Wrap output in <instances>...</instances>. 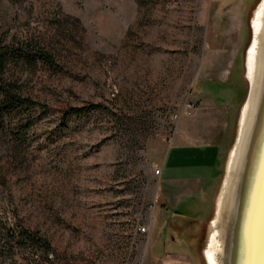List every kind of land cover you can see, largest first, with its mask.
I'll return each mask as SVG.
<instances>
[{
	"label": "rangeland",
	"instance_id": "374dc122",
	"mask_svg": "<svg viewBox=\"0 0 264 264\" xmlns=\"http://www.w3.org/2000/svg\"><path fill=\"white\" fill-rule=\"evenodd\" d=\"M259 1L0 0V42L48 56L41 63L14 51L0 73L33 101L0 119V264H146L149 255L159 256L162 242L190 255L200 245L201 264H208L206 226L225 160L227 170L241 136ZM212 35L213 46L228 51L212 49ZM235 49L228 75L234 85L221 99L234 104L220 133L218 181L201 190V199L177 207L197 214L200 225L178 231L168 218L174 230L158 227L160 190L152 171L170 129L185 115L173 121L171 113L187 98L200 106V81L210 69L204 63L218 59L226 72ZM87 104V112L61 116L68 106ZM150 218L154 235L146 246L133 231ZM6 225L44 241L35 247L10 241Z\"/></svg>",
	"mask_w": 264,
	"mask_h": 264
},
{
	"label": "bare ground",
	"instance_id": "6f19581e",
	"mask_svg": "<svg viewBox=\"0 0 264 264\" xmlns=\"http://www.w3.org/2000/svg\"><path fill=\"white\" fill-rule=\"evenodd\" d=\"M251 20L254 36L246 72L250 93L240 115L239 144L208 224V264H264V0Z\"/></svg>",
	"mask_w": 264,
	"mask_h": 264
},
{
	"label": "crops",
	"instance_id": "0c3cea01",
	"mask_svg": "<svg viewBox=\"0 0 264 264\" xmlns=\"http://www.w3.org/2000/svg\"><path fill=\"white\" fill-rule=\"evenodd\" d=\"M215 39L217 38L213 35L209 39L212 49L228 51L223 47L215 48L213 46ZM224 55L226 54L224 53ZM235 55L236 49L230 55L229 62L231 65H228L229 68L226 72H222L218 67V59H207V63L205 62L204 64L210 68L208 70L209 75L202 77L203 79L200 82L203 85L201 86L202 88L198 89L199 98H201V101L198 102L200 106L195 105L196 108L193 109L194 111L192 110L193 112L182 115L178 119L177 128L169 136V139L171 138L170 143L166 146L162 145L163 153L156 163V167H159L160 171L158 175L153 176L154 187L157 189L159 187L160 190L159 193H156L157 196L159 195L158 227L164 223V226L174 230V227H170L166 222L168 218L169 220L173 219L170 221L178 222L185 215L184 213L176 212L178 211L177 207L194 197L201 199L203 196L200 193L201 190L205 191L208 186L212 187L215 184V180L216 182L218 181V173L222 167V164L219 163L222 162L221 147L223 143V137L220 133L226 123L228 112L234 104L231 100L227 101L224 99L222 102L221 99L230 94V88L234 85L228 75ZM234 91L238 95V91L236 89ZM212 179H214V182L211 181ZM197 216L196 214L195 217ZM151 225L150 238L154 235ZM156 233L155 237L157 238L159 233L157 231ZM168 244L162 242L161 250H158L160 252L159 256L150 259L149 255L146 264L203 263L201 251H192V255H190L188 251L182 250L183 247H178L175 243ZM178 244H180L179 241ZM174 246L182 251H178L179 254L174 255L173 252L177 250ZM181 252H185L186 255ZM166 254L169 256L166 257Z\"/></svg>",
	"mask_w": 264,
	"mask_h": 264
},
{
	"label": "trees",
	"instance_id": "16d2710c",
	"mask_svg": "<svg viewBox=\"0 0 264 264\" xmlns=\"http://www.w3.org/2000/svg\"><path fill=\"white\" fill-rule=\"evenodd\" d=\"M29 50V47L26 46H13L8 47L7 45L0 42V73H2V69L4 68L5 60L9 58V54L16 51V53L19 54H27ZM29 56H31V60L39 59L41 63L47 62L48 56L38 52L37 49H34L30 51ZM13 85H10V81H6L4 78L0 77V119L1 115L8 114L9 111L12 110L15 106L18 105H31L33 101L28 98L20 97L16 92L12 89ZM245 92V91H244ZM91 107L90 104L87 105H81V106H68L64 109H62V117L67 115H76L78 116L81 112H87V110ZM178 212V211H176ZM194 223V228L197 229L199 224V219L193 215H183L182 218L179 219L177 222L179 225H176L175 227L177 230H181V225L189 226L190 224ZM185 228H182V231ZM5 233L7 235V239L13 242L20 243H28L31 245V247H35L37 245H40L41 242L44 240H41L39 236H36V233L28 231L24 228L17 229L16 227H8V225L5 226ZM194 232V236H195ZM192 244L196 243L195 239L193 240Z\"/></svg>",
	"mask_w": 264,
	"mask_h": 264
},
{
	"label": "built area",
	"instance_id": "2783aa9c",
	"mask_svg": "<svg viewBox=\"0 0 264 264\" xmlns=\"http://www.w3.org/2000/svg\"><path fill=\"white\" fill-rule=\"evenodd\" d=\"M195 106V102L194 101H190L189 98H187V100H183L181 106H180V109L178 110H175L173 111V113H171V119L174 121L176 120L181 114H188L190 113L193 108ZM174 130H175V125L170 129V132L169 134L167 135V137H169L172 133H174ZM159 171H160V168L159 167H155L153 169V174L154 175H158L159 174ZM150 225L151 223L148 221H145V222H138L136 223L135 227H134V231L133 233L137 234V233H140L141 234V238L144 239V244L147 246L148 243H149V231H150ZM145 238H144V237Z\"/></svg>",
	"mask_w": 264,
	"mask_h": 264
},
{
	"label": "water",
	"instance_id": "95a60500",
	"mask_svg": "<svg viewBox=\"0 0 264 264\" xmlns=\"http://www.w3.org/2000/svg\"><path fill=\"white\" fill-rule=\"evenodd\" d=\"M247 95H248V83H247V87H246V93H245V95H244V98H243V101H242V103L245 101V99H246V97H247ZM238 120V119H237ZM238 126H239V120L237 121V127H236V130H235V137H234V141H233V143H232V145L236 142V138H237V130H238ZM232 147V146H231ZM225 168H224V172H223V175H222V179H221V181H220V186H221V184H222V182H223V180H224V173H225V170H226V160H225ZM220 188V187H219ZM217 198V197H216ZM216 200V199H215ZM213 207H214V210H213V214H212V216L208 219V221H210V219L213 217V215H214V212H215V209H216V207H215V204L213 205ZM207 221V222H208ZM207 227H208V224H207V226H206V229H207ZM207 237V236H206Z\"/></svg>",
	"mask_w": 264,
	"mask_h": 264
},
{
	"label": "flooded vegetation",
	"instance_id": "af4514ba",
	"mask_svg": "<svg viewBox=\"0 0 264 264\" xmlns=\"http://www.w3.org/2000/svg\"><path fill=\"white\" fill-rule=\"evenodd\" d=\"M193 223V222H192ZM199 250H200V245H199ZM203 261V260H202Z\"/></svg>",
	"mask_w": 264,
	"mask_h": 264
}]
</instances>
